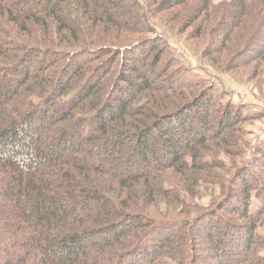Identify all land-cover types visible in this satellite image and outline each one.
<instances>
[{
	"label": "trees",
	"instance_id": "obj_1",
	"mask_svg": "<svg viewBox=\"0 0 264 264\" xmlns=\"http://www.w3.org/2000/svg\"><path fill=\"white\" fill-rule=\"evenodd\" d=\"M175 44L257 79L264 0H0V264H264L261 116Z\"/></svg>",
	"mask_w": 264,
	"mask_h": 264
},
{
	"label": "rangeland",
	"instance_id": "obj_2",
	"mask_svg": "<svg viewBox=\"0 0 264 264\" xmlns=\"http://www.w3.org/2000/svg\"><path fill=\"white\" fill-rule=\"evenodd\" d=\"M225 0H215L216 3H220ZM176 43V42H175ZM182 45V44H181ZM180 44H175L176 48L180 52L178 55L182 58L186 64L190 65V67L196 69L198 73L210 83H214L217 87V90L220 94H227L223 102H232L235 104H245L249 110L246 112L250 115L259 114L261 118L256 122H249L243 126V133L246 140L251 142L260 143L264 141V66H263V74L257 78L252 80L251 75L247 74H238L234 73L232 76L230 75H222L215 72L209 71L206 67L202 65V63L194 56H191ZM178 56H176L178 58ZM262 79L259 81V79ZM255 112V113H254ZM157 137H154L152 141V146L155 147V144L158 145ZM156 153L151 154V156H155ZM162 153H157V156L161 157ZM228 160V159H226ZM215 190V193H219V189L211 188V190ZM205 193V194H204ZM205 190H201V195H204L202 203L204 205H208L210 203L211 197ZM262 200H257L256 197L253 199V208L258 209L261 206Z\"/></svg>",
	"mask_w": 264,
	"mask_h": 264
}]
</instances>
